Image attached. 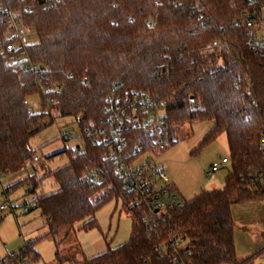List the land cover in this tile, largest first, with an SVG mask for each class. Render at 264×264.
I'll return each instance as SVG.
<instances>
[{
  "label": "trees",
  "instance_id": "obj_1",
  "mask_svg": "<svg viewBox=\"0 0 264 264\" xmlns=\"http://www.w3.org/2000/svg\"><path fill=\"white\" fill-rule=\"evenodd\" d=\"M245 1L0 0V180L23 170L33 137L57 118H71L83 148L76 157L61 153L68 162L46 175L58 190L38 197L31 210L40 211L56 247L77 224L95 228V213L111 200L121 202L133 221L134 235L126 243L78 264H174L156 250L173 235L184 240L183 264H250V258L237 259L231 216L234 205L264 200V49L250 45L241 17ZM7 12L35 37L17 50L27 62L15 63L9 49ZM133 91L163 101L173 133L185 124L212 121L203 144L224 134L229 151L223 187L154 216L152 236L144 231L145 209L128 205L108 147L92 140L93 129L105 124L107 99ZM35 94L39 108L30 114L27 98ZM141 136L133 133L127 148ZM37 168L18 183L28 187L25 195L45 177L36 178ZM38 259L29 244L0 264Z\"/></svg>",
  "mask_w": 264,
  "mask_h": 264
},
{
  "label": "rangeland",
  "instance_id": "obj_2",
  "mask_svg": "<svg viewBox=\"0 0 264 264\" xmlns=\"http://www.w3.org/2000/svg\"><path fill=\"white\" fill-rule=\"evenodd\" d=\"M28 37L30 41L35 40L32 34H28ZM27 103L34 112L38 110L39 98L36 94L28 97ZM52 115L57 116L54 112ZM53 125L61 133H68L76 139L68 142L59 139L65 150L70 151L77 145L83 148L82 134L73 119L57 118ZM212 127V121L176 127V143L155 158L164 165L170 186L182 202L194 199L203 191L222 188L230 173V164L226 163L220 165L216 172L208 174L211 164L217 162L218 157L229 159L224 134L203 144V139ZM46 133L51 137L54 135L53 131L47 130L41 136ZM34 154L40 159L41 166L37 168L36 178L45 177L40 179L33 194L25 195L26 185L20 186L22 183L7 193L2 188L3 178L0 180V205L9 203L5 210L0 211V259L17 255L31 244L39 259L29 264H78L108 248L115 249L134 235L133 221L127 209L121 202L111 200L95 213V228L84 230L77 224L67 240L56 247L40 211L34 209L25 213L22 204L28 197H40L58 190L54 179L46 175L50 170L64 166L68 157L64 153L60 154L50 164L40 149ZM21 171L33 173L32 168ZM231 216L237 259L250 258V264H264V200L234 205L231 207Z\"/></svg>",
  "mask_w": 264,
  "mask_h": 264
},
{
  "label": "built area",
  "instance_id": "obj_3",
  "mask_svg": "<svg viewBox=\"0 0 264 264\" xmlns=\"http://www.w3.org/2000/svg\"><path fill=\"white\" fill-rule=\"evenodd\" d=\"M55 1V0H54ZM9 17L8 36L11 41L9 49L13 53L17 64L27 62L24 54H17V50L29 44L27 29L20 19L7 12ZM241 17L244 19L245 29L248 31L250 45L255 50L264 49V0H246L243 4ZM219 44L213 42L212 46ZM36 70V67H30ZM86 82V78H84ZM54 90L61 91L60 86ZM33 113V109H28ZM106 115L105 124L92 131V140L96 144L108 147V156L115 163L114 172L124 181L129 193L128 205L137 209L144 208V231L148 236L156 234L152 219L154 216L166 214L171 210L180 209L183 202L178 194L169 188L170 183L164 165L155 160L166 149L176 143V137L166 124V111L164 103L157 96L146 92L133 91L121 98L112 94L107 99L104 107ZM142 134L139 141L129 150L127 144L133 133ZM85 134H89L88 130ZM131 135V136H130ZM83 138V135H81ZM62 142L76 140L68 133H61ZM260 148L264 154V133L262 134ZM82 148L76 146L70 150L72 157L80 154ZM229 163L228 158H219L211 164L208 174L214 173L222 164ZM40 164V159L33 153L25 162L23 169L33 168ZM94 178V177H93ZM38 197H28L22 204L23 212H28L37 205ZM6 202L0 205V211L6 209ZM150 238V237H149ZM184 240L179 236H170L167 241L161 242L156 250L160 254L167 253L174 264H183L179 257V250L183 247Z\"/></svg>",
  "mask_w": 264,
  "mask_h": 264
},
{
  "label": "crops",
  "instance_id": "obj_4",
  "mask_svg": "<svg viewBox=\"0 0 264 264\" xmlns=\"http://www.w3.org/2000/svg\"><path fill=\"white\" fill-rule=\"evenodd\" d=\"M55 127V128H53ZM51 130L53 131V137H51L50 134H45L43 137L41 136L45 131ZM61 134L59 128L57 126L51 125L45 130L41 131L39 134H37L35 137H33L30 141V149L33 153H36L37 150H41V153L43 154L44 159L47 161V163H50L54 160L56 156H59L65 149L63 144L59 142V135ZM52 156V157H51ZM48 157H51L50 159H46ZM32 174H29V172L26 171H20L13 175H8L3 177L2 182V188L7 190V193L10 191V189H14L15 185L19 182H22L27 177H29ZM20 185V184H19ZM18 185V186H19ZM20 186L25 187V184H21ZM26 188H28L26 186ZM26 191V190H25ZM30 194H33L32 192ZM104 253V252H103ZM97 256V255H95ZM9 257V256H8ZM94 257V256H92ZM91 258V257H89Z\"/></svg>",
  "mask_w": 264,
  "mask_h": 264
}]
</instances>
